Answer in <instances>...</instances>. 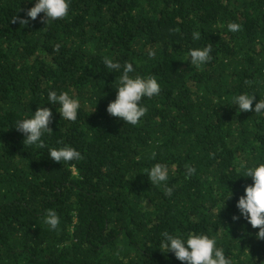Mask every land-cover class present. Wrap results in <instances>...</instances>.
<instances>
[{
  "label": "trees",
  "instance_id": "16d2710c",
  "mask_svg": "<svg viewBox=\"0 0 264 264\" xmlns=\"http://www.w3.org/2000/svg\"><path fill=\"white\" fill-rule=\"evenodd\" d=\"M32 6L0 0V264H182L160 248L164 232L204 233L233 264H264L258 229L233 221L252 184L241 164L264 162V114L232 103L264 99V0H69L48 25L11 23ZM208 45L211 60L191 65L188 51ZM106 56L160 84L137 125L107 112L121 73ZM49 90L80 100L76 121L47 104ZM40 107L52 133L24 145L14 127ZM63 146L81 159L48 156ZM155 163L168 166L171 195L149 181Z\"/></svg>",
  "mask_w": 264,
  "mask_h": 264
},
{
  "label": "clouds",
  "instance_id": "9594fccd",
  "mask_svg": "<svg viewBox=\"0 0 264 264\" xmlns=\"http://www.w3.org/2000/svg\"><path fill=\"white\" fill-rule=\"evenodd\" d=\"M28 3L33 6L27 10L26 15L23 17L14 16L11 23L19 22L21 25H28L30 21H35L39 17L42 23L48 25L50 22L67 16L69 10V0H28ZM41 13L43 16L40 15ZM239 28L240 25L237 23L228 24L229 31L235 32ZM193 37L199 39V33H194ZM58 47L59 45H57ZM211 51V45L190 49L187 53V60L190 58L193 66L204 65L211 60ZM149 55H154V53ZM103 64L107 69L121 73L116 88V97L107 106L108 114L127 124L137 125L147 112L146 107L141 103L142 99L159 95L160 84L155 76L132 75L134 73L132 63L125 62L121 65L118 61L106 56L103 59ZM255 100L256 95L242 93L234 96L232 103L241 113L254 111L255 114H264V99L256 102L253 108ZM47 101V104H51L53 107L59 106L58 109L55 108L63 120H77L81 107L80 100L67 91L58 94L56 91L49 90ZM52 123V110L48 107H40L30 117L19 120L14 128L23 135L24 145L44 147L42 136L45 133H52L50 127ZM48 156L60 164L81 159V153L71 146L50 148ZM240 167L243 169L240 177L251 178L252 184L245 187L244 194L238 199L236 208L239 215H234L233 221L243 218L247 225L258 229L255 238L264 240V162L254 166L241 164ZM186 168L187 175L195 172L192 167L186 166ZM146 172L152 185H163L166 194L171 195L172 188L167 185L169 168L166 164L155 163L150 169H146ZM232 196L231 191L226 201ZM44 222L54 230L58 227L60 218L55 211L48 210ZM160 248L173 254L182 264H233L231 257L225 255L224 248L217 244L216 239L204 233H189L184 236L164 232Z\"/></svg>",
  "mask_w": 264,
  "mask_h": 264
}]
</instances>
